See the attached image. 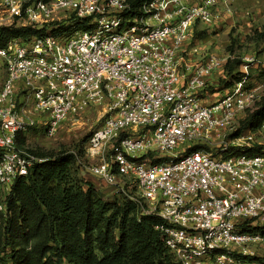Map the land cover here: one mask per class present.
Returning <instances> with one entry per match:
<instances>
[{"label": "built area", "instance_id": "built-area-1", "mask_svg": "<svg viewBox=\"0 0 264 264\" xmlns=\"http://www.w3.org/2000/svg\"><path fill=\"white\" fill-rule=\"evenodd\" d=\"M233 2L0 0V27H47L0 48V214L14 181L45 160L19 138L53 136L97 109L89 173L116 193L119 178H132L180 264H262L264 153L246 151L253 133L231 134L264 93L244 77L203 103L230 56L198 57L190 45L198 25L218 24Z\"/></svg>", "mask_w": 264, "mask_h": 264}, {"label": "trees", "instance_id": "trees-1", "mask_svg": "<svg viewBox=\"0 0 264 264\" xmlns=\"http://www.w3.org/2000/svg\"><path fill=\"white\" fill-rule=\"evenodd\" d=\"M142 1L131 0L135 7ZM64 23L54 33L61 32ZM46 32L47 27L2 26L0 48L13 39L30 42ZM259 35L264 40V26ZM263 126L264 94L245 112L231 137L257 133ZM27 135L19 138V144L45 160L17 178L4 199L0 264H180L157 229L162 220L147 213L149 204L142 194L140 198L122 194L104 199L97 185L80 173L82 155L68 150L38 152L26 146ZM262 148L257 145L246 151L257 153ZM254 259L264 264V257Z\"/></svg>", "mask_w": 264, "mask_h": 264}, {"label": "rangeland", "instance_id": "rangeland-1", "mask_svg": "<svg viewBox=\"0 0 264 264\" xmlns=\"http://www.w3.org/2000/svg\"><path fill=\"white\" fill-rule=\"evenodd\" d=\"M234 2L230 15L225 14L218 24L210 27L198 25L191 39L190 45L197 49L196 55L198 57L207 53H213L222 58L230 56L224 71H217L211 78L213 85L208 88L203 103L214 101L220 95H223L226 90L232 88L234 82H239L244 77L246 78L245 87L260 86V91L264 93V76L261 75L264 70V40L259 35L264 26V0L241 1L238 6ZM237 60H240L241 63L236 64ZM231 67H233L232 70ZM0 70V77H4L5 69L1 59ZM100 115L99 110L89 109L64 122L53 136H49L44 129L32 130L26 137V146L38 152L49 154L68 150L74 151L80 156L82 155V162L85 167L79 169L80 173L87 179L95 181L100 189H111V186L91 175L87 168L93 163L87 158L88 141L91 134L102 126ZM244 117L245 113L239 116L236 129L240 126V121ZM253 134V141L250 146L245 148L262 146L260 152L264 153V129ZM119 183L124 191H119L113 196L101 193L103 198L112 200L122 194L141 197L140 189L133 179L119 178ZM259 250L264 256V248Z\"/></svg>", "mask_w": 264, "mask_h": 264}, {"label": "crops", "instance_id": "crops-1", "mask_svg": "<svg viewBox=\"0 0 264 264\" xmlns=\"http://www.w3.org/2000/svg\"><path fill=\"white\" fill-rule=\"evenodd\" d=\"M188 1H189V2H195V1H197V0H188ZM241 1H246V0H235L234 4L238 6V4H239ZM230 17H232V16H230ZM257 133H258V132H257ZM93 182L96 184L95 181H93ZM97 188L101 191V193H105V194H107V195H111V196H113V195L116 194V191H115L114 187H111V189H110V188H109V189H104V188L100 189L99 187H97Z\"/></svg>", "mask_w": 264, "mask_h": 264}]
</instances>
